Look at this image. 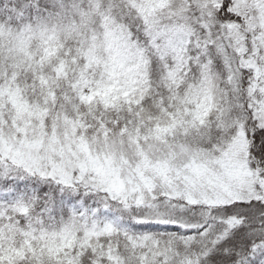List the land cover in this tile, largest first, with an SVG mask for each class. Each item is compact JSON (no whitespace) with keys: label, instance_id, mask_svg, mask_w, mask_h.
I'll list each match as a JSON object with an SVG mask.
<instances>
[{"label":"trees","instance_id":"trees-1","mask_svg":"<svg viewBox=\"0 0 264 264\" xmlns=\"http://www.w3.org/2000/svg\"><path fill=\"white\" fill-rule=\"evenodd\" d=\"M127 2L0 0L2 29L16 33L30 29L38 41L52 38L51 50L56 54L58 49H68L69 54L81 56L84 42L74 35L84 18V30L109 25L124 36L138 60L134 92L105 102L96 93H82V83L72 87L71 73L64 69V75H56L53 60L37 62L34 54L12 80L27 103L44 105L45 89L55 87L47 122L64 112L79 123L76 131L87 137L102 129L147 137L144 133L164 119L171 123L173 116L205 97L208 104L200 120L184 134L174 131V138L164 132L165 139L213 150L225 147L242 125L249 166L264 180V126L256 125L248 106L250 74L239 66L246 51L234 49L227 29V24H240L234 0H186L184 6L170 5L146 16ZM166 27L182 29L187 39L178 48L169 47L163 33ZM35 45L32 41L31 47ZM13 61L12 57L6 61L7 69ZM94 71V65L86 69V79L92 81ZM4 80L0 74V86ZM58 89H67V97ZM4 111L0 109L7 116ZM82 122L87 125L83 131ZM103 222L109 224L105 231L83 239L86 228ZM66 226L74 228L76 237L62 256L64 264H264L261 200L205 205L160 196L150 206L126 208L115 200L48 183L0 163V246H9L0 254V264H40L21 245Z\"/></svg>","mask_w":264,"mask_h":264},{"label":"rangeland","instance_id":"rangeland-1","mask_svg":"<svg viewBox=\"0 0 264 264\" xmlns=\"http://www.w3.org/2000/svg\"><path fill=\"white\" fill-rule=\"evenodd\" d=\"M185 1L130 0L127 3L136 5L138 12L146 16L154 10L170 8V5L184 6ZM233 8L240 24H227V29L234 49L246 51L239 66L250 74L247 103L256 125L263 127L264 0H234ZM79 22L74 36L84 42L82 63L79 62V53L69 54L68 49L63 52L58 49L57 54L52 51V38L41 37L38 41L34 40L38 35L30 29L16 33L0 27V74L6 77L0 86V109L5 108L4 112L8 114L3 116L0 112L2 165L17 167L48 183L73 190L80 188L85 193L115 200L126 208L150 206L160 196L205 205L251 199L264 203V180L249 166L248 141L242 125L225 147L213 150L165 139L164 132L174 138V131L184 134L196 120H200L199 115L208 104L205 97L203 101H194L193 108H186L185 113L173 116L171 123L167 124L168 120L164 119L162 125L144 133L147 137L137 132L110 133L108 129L87 137L76 131L79 123L69 119L64 112H58L53 122H47L57 91L55 87L45 89L48 98L44 105L27 103L12 80L22 71L26 61L30 63L34 54L37 62L53 60L56 75H64V69L71 73V86L82 83L80 91L85 95L96 93L105 102H111L134 92L138 60L132 57L125 37L109 29V25L94 31L83 29L84 18ZM163 33L167 37L166 44L173 49L187 39L178 27L163 28ZM32 41L36 45L31 47ZM11 57L14 61L9 70L6 61ZM91 65L97 70L91 75L92 81L84 76ZM58 91L67 97V89ZM57 108L60 110L61 106ZM86 127L82 122V131ZM108 227L109 224L103 222L100 226L86 228L83 239L87 240L89 235ZM75 234L74 228L66 226L27 241L21 247L31 250L40 264H64L66 259L62 256L75 240ZM8 247L0 246V254H4Z\"/></svg>","mask_w":264,"mask_h":264}]
</instances>
